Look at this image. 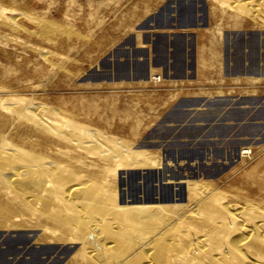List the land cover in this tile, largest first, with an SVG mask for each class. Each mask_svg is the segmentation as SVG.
<instances>
[{
    "label": "rangeland",
    "instance_id": "1",
    "mask_svg": "<svg viewBox=\"0 0 264 264\" xmlns=\"http://www.w3.org/2000/svg\"><path fill=\"white\" fill-rule=\"evenodd\" d=\"M213 7L209 0H0L8 17L24 15L18 30L0 25V99H34L158 158L154 168L118 169L122 205L184 199L186 181L264 187V25L248 18L236 25ZM2 211L0 264H80L72 232Z\"/></svg>",
    "mask_w": 264,
    "mask_h": 264
},
{
    "label": "bare ground",
    "instance_id": "2",
    "mask_svg": "<svg viewBox=\"0 0 264 264\" xmlns=\"http://www.w3.org/2000/svg\"><path fill=\"white\" fill-rule=\"evenodd\" d=\"M209 1L236 25L247 18L264 25V0ZM12 15L0 8V25L18 30L24 15ZM25 17L41 31L50 29ZM111 142L42 102L0 99L2 214L72 232L68 240L79 246L73 260L80 264H264L262 183L244 191L236 183L186 181L184 199L144 197L122 205L118 169L146 170L159 159Z\"/></svg>",
    "mask_w": 264,
    "mask_h": 264
}]
</instances>
